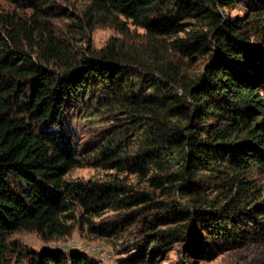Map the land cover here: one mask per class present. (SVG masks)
Returning a JSON list of instances; mask_svg holds the SVG:
<instances>
[{
	"label": "trees",
	"instance_id": "trees-1",
	"mask_svg": "<svg viewBox=\"0 0 264 264\" xmlns=\"http://www.w3.org/2000/svg\"><path fill=\"white\" fill-rule=\"evenodd\" d=\"M20 1L31 10L26 18L0 12V247L4 234L51 236L76 208L88 220L122 202L115 184L66 178L78 165L64 125L71 105L123 115L110 119L113 132L99 148L104 167L150 173V187L190 203L171 210L188 224L170 236L154 228L139 259L187 232L203 258L219 245L264 240V195L254 178L264 174V0H87L91 19L120 31L131 24L158 37L183 33L171 42L176 52L207 56L193 77L138 69L112 44L74 57L45 20L54 1ZM240 5L241 15L224 13ZM118 135L133 137L129 158L111 141ZM22 264L96 263L81 252L42 250Z\"/></svg>",
	"mask_w": 264,
	"mask_h": 264
},
{
	"label": "rangeland",
	"instance_id": "rangeland-1",
	"mask_svg": "<svg viewBox=\"0 0 264 264\" xmlns=\"http://www.w3.org/2000/svg\"><path fill=\"white\" fill-rule=\"evenodd\" d=\"M38 1H42L41 8H45L50 0ZM51 1H54L57 9L45 20L57 46H62L74 57L112 44L138 69L155 71L177 68L186 77L201 72L207 61L205 55L191 59L172 48L173 39L182 37L183 33L158 37L131 24L126 25L125 31H120L108 23L91 19L86 14L87 0ZM241 5L224 8V13L230 17L239 16L246 9ZM0 12L26 18L31 10L20 0H0ZM44 41L42 39V43ZM21 46L30 54L37 50L36 46L25 41ZM122 116L111 114L107 109L85 112L71 105L64 120L66 130L74 137L78 164L68 170L66 178L115 184L123 192L118 197L122 202L112 204L88 220L83 219L81 209L76 208L69 213V217L62 219L66 227L51 236L24 230L4 234L0 264L25 263L29 256L42 250H59L65 254L81 252L96 264H264L262 239H250L237 247L219 245L214 254L203 258L196 251L189 232L181 239H174L151 257L146 255L149 257L147 260L139 259V253L146 252L154 238V228L169 232L170 236L174 234L172 229H183L188 224V221L180 218H171V210L176 206L186 210L190 203L174 189L150 187L147 182L150 173L142 177L131 173L126 166L122 169L104 167L99 148L106 144L113 132L110 119ZM132 138L131 135L111 137V141L123 149L124 158H129L136 151ZM254 178L264 195V174H255Z\"/></svg>",
	"mask_w": 264,
	"mask_h": 264
}]
</instances>
